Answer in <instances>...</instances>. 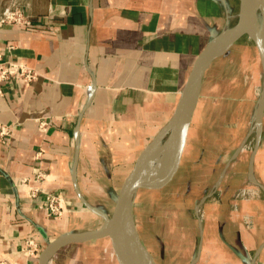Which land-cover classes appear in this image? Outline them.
Here are the masks:
<instances>
[{
    "label": "crops",
    "instance_id": "1",
    "mask_svg": "<svg viewBox=\"0 0 264 264\" xmlns=\"http://www.w3.org/2000/svg\"><path fill=\"white\" fill-rule=\"evenodd\" d=\"M12 5L32 26L0 27L2 61L24 64L39 77L29 86L0 83V126L10 130L0 137V260L40 264V253L54 239L102 227V217L82 200L111 215L120 186L169 119L195 59L235 24L239 0H0V16ZM243 40L254 47H243ZM238 50L256 53L255 66H243L252 72L250 82L226 76ZM259 81L260 55L247 37L203 77L170 182L187 184L189 200L213 192L202 209L196 264H247L249 258L264 264V193L238 200L236 191L252 183L251 154L241 151L234 158L250 130ZM225 135L231 137L226 146ZM38 172L45 177L43 194L31 199L29 187L36 183H21ZM252 175L264 186L263 142ZM164 188L142 190L132 209L138 238L156 264L135 206L142 196L160 199ZM51 192L63 195L62 217L42 208L43 195ZM169 199L184 196L176 191ZM154 237L163 248L160 237ZM27 239L37 245L38 255L24 254ZM112 248L110 237L70 242L47 264H118Z\"/></svg>",
    "mask_w": 264,
    "mask_h": 264
},
{
    "label": "water",
    "instance_id": "2",
    "mask_svg": "<svg viewBox=\"0 0 264 264\" xmlns=\"http://www.w3.org/2000/svg\"><path fill=\"white\" fill-rule=\"evenodd\" d=\"M257 20H260L261 33L264 36V0H239V11L235 24L212 39L195 59L169 119L137 157L132 169L120 186L114 199L115 203L111 215L106 216L99 213L82 200L91 212L102 217L104 221L102 227L96 231L66 234L54 239L40 253V264H47L57 249L67 243L84 242L104 237L112 239L111 256L118 264H156L152 255L139 240L136 232L132 213L135 198L142 190L159 191L172 181L179 167L203 77L216 59L226 55L230 48L244 37L253 42L260 55L262 89L259 100L264 98V44L261 39L263 36L261 37L259 33L253 32L251 29L253 22ZM256 107L254 112H256ZM263 116L264 105L261 114L253 117L247 138L237 149L234 158L243 151L246 141L254 133L255 144L250 156L249 179L264 193V186L258 183L252 175L253 160L261 141ZM164 151L167 154L168 167L161 176H156L150 172L149 165ZM218 184L214 186V189ZM212 193L200 199L195 209L196 212H199V206ZM131 240L136 243V251L131 248ZM198 255L199 248L196 259L192 263L197 260ZM247 264H255V258H249Z\"/></svg>",
    "mask_w": 264,
    "mask_h": 264
},
{
    "label": "rangeland",
    "instance_id": "3",
    "mask_svg": "<svg viewBox=\"0 0 264 264\" xmlns=\"http://www.w3.org/2000/svg\"><path fill=\"white\" fill-rule=\"evenodd\" d=\"M241 45L248 48L253 46L247 40H243ZM233 57V61L230 62L231 65L226 73L228 79L239 80L248 77L249 82L252 81V72L249 69L243 68V66L246 64L249 66L252 64L254 65L256 62V53L254 51L238 50L235 51ZM243 69L248 70V73H244ZM261 89L262 84L261 81H259L255 89L256 102L259 101ZM252 123L253 115H251L250 119L247 121L248 128H251ZM223 138L224 146L228 145L231 137L225 135ZM263 140L264 116L262 119L260 145L262 142L264 143ZM254 144L255 135L251 134L245 143L243 151L251 154ZM226 159L225 157L224 161ZM197 186L196 191L200 188L199 185ZM210 189L211 187L208 188L205 193L209 192ZM219 189L220 187L218 186L215 192H218ZM176 191L180 194L181 199L182 196H184L183 200L169 199V193H174ZM198 191H200V189ZM188 192L187 184L174 182L169 183L164 188V193L161 195L160 199H149L146 198V196H144V199L142 196V198H139L137 201L135 213L139 221L143 224V238L145 243L149 245L150 250L154 253L155 260L158 264H189L194 253L195 245L201 238V224H199V220L201 221L203 217L202 209L205 201L199 206L200 211L196 212L195 209L200 202V196H196V198L194 197L189 200L187 198L189 196ZM236 192L238 200H243L252 197L256 198L260 193V189L253 183H247L245 187ZM154 236H159L165 247L163 246V248H160L159 242L155 240ZM152 245L154 246L152 247ZM162 252H164L163 256ZM192 259L195 260L196 256L194 255ZM197 260L192 264H196Z\"/></svg>",
    "mask_w": 264,
    "mask_h": 264
},
{
    "label": "built area",
    "instance_id": "4",
    "mask_svg": "<svg viewBox=\"0 0 264 264\" xmlns=\"http://www.w3.org/2000/svg\"><path fill=\"white\" fill-rule=\"evenodd\" d=\"M5 24H11L19 28H30L32 26V22L30 18L27 15H25L17 5L9 6L3 11L2 15L0 16V27H2ZM11 49L12 48H7V50H11ZM38 77L39 74L37 73L36 70L31 69L24 64L3 62L2 52L0 51V83L13 84L15 82H20L24 86H29L35 81H37ZM9 134H10L9 128L4 125H1L0 137L1 138L8 137ZM44 179H45L44 175L41 172H38L37 175L34 177V179L32 180L24 179L22 181L21 185L25 187H28L31 184L36 183V186L29 187V196L31 199H35L38 197V195L43 194L41 183L44 181ZM43 196H44V201L42 203V208L47 212V214L54 218L62 217V215L65 213L63 195L61 193L51 192V193H45ZM22 251L24 252V254L30 257L38 255L37 245L34 243L32 239H27L25 241ZM0 264H9V263H7L4 260H0Z\"/></svg>",
    "mask_w": 264,
    "mask_h": 264
},
{
    "label": "bare ground",
    "instance_id": "5",
    "mask_svg": "<svg viewBox=\"0 0 264 264\" xmlns=\"http://www.w3.org/2000/svg\"><path fill=\"white\" fill-rule=\"evenodd\" d=\"M253 32L259 33L261 37L263 34L261 33V26H260V20L254 21L251 27ZM264 44V36L261 38ZM264 105V98H261L259 102L257 103L256 112H254V116L257 114H261V110L263 109ZM239 155V154H238ZM158 158L154 159V161H151V164L149 165V170L152 174H155L156 176H161L163 171H165L168 167V160H167V154L164 151L161 153ZM199 204V203H198ZM131 248L136 251V243L131 240Z\"/></svg>",
    "mask_w": 264,
    "mask_h": 264
}]
</instances>
